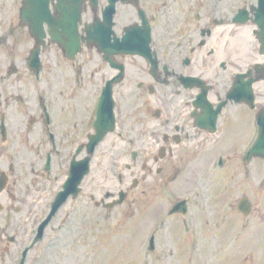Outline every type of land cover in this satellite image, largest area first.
<instances>
[{"label":"flooded vegetation","instance_id":"1","mask_svg":"<svg viewBox=\"0 0 264 264\" xmlns=\"http://www.w3.org/2000/svg\"><path fill=\"white\" fill-rule=\"evenodd\" d=\"M107 4L87 0L84 21L101 20ZM112 21L98 40L87 41L83 58L51 42L42 49L44 68L51 45L62 55L53 80L40 74L43 85L25 104L26 122L8 130L10 163L0 198L10 202L9 225L39 224L72 163L87 172L44 238L62 227L65 207L72 206L68 217L79 210L92 215L121 192L120 205L132 207L147 190L166 187L177 199L188 197L190 213L201 206L199 189L209 175L210 186L226 191L231 249L245 253L237 264H261L264 155L247 153L264 108V8L259 0H119ZM103 93L111 98L101 101ZM96 135L103 136L93 150ZM43 239L35 248L45 250ZM11 245L3 259L20 242Z\"/></svg>","mask_w":264,"mask_h":264},{"label":"rangeland","instance_id":"2","mask_svg":"<svg viewBox=\"0 0 264 264\" xmlns=\"http://www.w3.org/2000/svg\"><path fill=\"white\" fill-rule=\"evenodd\" d=\"M20 6L21 0H0V34H8L11 27L18 25ZM33 41L27 28H17L6 43L0 44V79H3L0 80V88L3 90L0 100L5 104L0 110H8L11 126L17 123L23 125L27 120V108L24 102L17 97V93L26 94L28 92L32 96L34 90H39L43 85L34 82L29 74L30 70L26 67L25 60L33 46ZM61 55L56 45L48 48L44 54L43 73L45 77L54 79L57 73L56 63ZM86 55L87 51L84 49L80 57L83 58ZM13 62L17 64L18 71L10 75L8 72ZM5 77L8 78L4 79ZM12 93L16 99H12ZM5 99L11 103L10 107L6 106ZM6 153L7 150L4 149L0 136L1 163L9 159L5 156ZM7 164L0 165V168L6 169ZM95 177L97 179L98 175ZM109 179L113 184L117 176H109ZM208 179H211L209 175L207 184L203 185V183L199 189L200 198L205 197L206 204L203 208L195 206L197 203L193 206L195 213L197 211L195 218L198 224L196 226L189 227L184 216L167 214V207L173 201L174 196L166 187L147 190L146 194L149 193L148 191L151 192L143 195V199L147 202L146 205L142 204L141 209L126 205L114 208V212L110 213L105 208H94L93 214L88 216L86 213L83 216L80 210L78 214L74 211L73 216L76 217V222L70 219L56 238L51 232L46 238L45 242H54V245L51 248L48 247L46 251L47 256L50 257V262L46 264H201L202 261L204 264H237L236 259L241 262L245 255V253L242 255V251L236 253L230 250L227 256L224 253L218 254V249L220 250V246L224 243V239L221 240V238H224L222 234L226 226L225 221H231V214L225 216L222 213L221 206L224 203L223 196L226 191L210 186ZM103 192H105V187ZM98 197L100 198L99 195L96 196ZM2 203L4 208L0 210V264H12L15 250L12 249V252L5 255L3 259L4 247L8 243L5 235L15 236L16 243L12 246L15 247L20 242L19 249H22L30 224L23 222L18 228L4 230L5 210L10 202L7 200ZM203 203L202 199L201 204ZM70 208L72 206L64 208L60 212V218L63 217L64 220L63 215ZM24 211L25 209L22 208L23 215ZM24 226H26L25 229ZM193 228L197 229L196 233ZM229 231H231V226ZM257 232L263 233V231ZM152 233H156L158 242L154 252L148 251V241ZM194 240L200 244L197 251L201 250L199 254H195L191 247ZM39 254V247L31 250L30 262L38 259ZM202 258L203 260L199 262L198 260ZM262 260L261 264H264V256Z\"/></svg>","mask_w":264,"mask_h":264},{"label":"water","instance_id":"3","mask_svg":"<svg viewBox=\"0 0 264 264\" xmlns=\"http://www.w3.org/2000/svg\"><path fill=\"white\" fill-rule=\"evenodd\" d=\"M48 2L49 0H25L24 6L21 9L22 24L30 25L31 31L38 41V45L32 51V55H31V59H32L31 64L36 69L39 68V65L36 61H39L40 44L44 43L45 32H44L43 22L45 20L49 22L50 24L49 31L51 35L53 36L54 40L59 41V42H65V38L63 35L70 34V33H72L74 36L77 35L78 22L81 19L82 0H78V5L75 4L73 6L75 8H72V9L65 8L63 4H60L59 6H57L56 10L60 12V17L58 19L52 17L49 11V8H48ZM51 23L53 24L52 26H51ZM59 26L63 27L62 32L59 30ZM0 128L2 130V133L4 134L5 133L4 123H2ZM4 137H5V134H4ZM3 183H4L3 177L1 176L0 177V189L3 186ZM74 184H76V181H74ZM61 202L62 201L60 200L57 203V206ZM183 204H184L183 202L176 203L174 206V209L182 208V206L184 208Z\"/></svg>","mask_w":264,"mask_h":264}]
</instances>
